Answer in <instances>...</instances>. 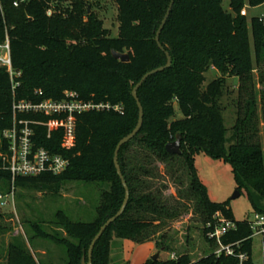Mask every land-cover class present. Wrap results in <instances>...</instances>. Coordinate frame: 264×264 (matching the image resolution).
<instances>
[{
	"label": "trees",
	"instance_id": "trees-1",
	"mask_svg": "<svg viewBox=\"0 0 264 264\" xmlns=\"http://www.w3.org/2000/svg\"><path fill=\"white\" fill-rule=\"evenodd\" d=\"M117 4L119 34L111 37L103 21L88 13L87 0H30L14 6V0H0V41L8 35L13 66L21 71L19 85L12 89L10 75L0 66V133L14 122V102L40 101L43 97L58 99L65 91H75L84 101L110 104L77 114L74 135L69 144L65 130L32 124L35 147H45L70 159L61 174L17 176L14 185L22 188L60 190L63 182L108 183L93 221H71L63 211L57 213L56 232L52 234L33 224L35 236L62 244L67 249V264H81L83 251L98 233L101 225L116 214L125 198V188L114 163L118 142L136 127L139 108L132 90L142 76L167 63V56L156 42V34L171 0H113ZM174 0L171 13L161 32L160 41L172 57V65L150 76L138 89L144 108L140 132L119 151V163L130 188V199L124 213L96 242L93 264H112L110 247L114 238L134 242L153 238L160 230L158 220L169 213L151 192L140 194L133 186L138 180L127 170L125 154L133 142L143 145L166 160L174 156L184 159L191 175L190 189L200 212L204 238L211 244L207 224L220 212L234 221L237 229L223 237L225 244L252 235L246 219L234 217L228 200L210 197L207 184L198 173L196 158L203 153L227 163L236 188L246 193L254 213L264 214V147L259 136L264 121V84L256 82L255 71L264 69V17L248 20L241 11L248 3L257 6L264 0ZM52 8V14L47 10ZM128 53L129 62L115 58L112 51ZM215 69L219 76L206 82V73ZM237 78L238 99L236 122L228 138L224 120L223 97L228 92L227 80ZM133 83V84H132ZM42 90L44 96H37ZM175 103L181 118H175ZM115 106H120L116 109ZM18 119L58 122L64 118L41 113H20ZM182 134L181 154L166 151L168 142ZM140 134H143L140 137ZM0 142V152L6 149ZM12 181L10 171L2 167L0 179ZM138 193V194H137ZM0 205V218L4 215ZM1 229V227H0ZM58 231V232H57ZM65 231L67 236H63ZM252 240L244 243L250 259ZM23 242H10L7 264H43ZM88 255V253H87ZM230 256L217 257L214 252L192 261L189 254L175 260L148 259L145 264H234ZM264 264V259H263Z\"/></svg>",
	"mask_w": 264,
	"mask_h": 264
},
{
	"label": "rangeland",
	"instance_id": "rangeland-1",
	"mask_svg": "<svg viewBox=\"0 0 264 264\" xmlns=\"http://www.w3.org/2000/svg\"><path fill=\"white\" fill-rule=\"evenodd\" d=\"M88 13L94 12L110 31L111 37L119 34L117 4L113 0H87ZM229 0L224 1L227 7ZM248 20L254 16L264 17V3L251 6L246 4ZM256 82L264 79L263 71H255ZM219 76L215 69L206 73V84ZM240 82L233 77L227 80L228 92L223 97L224 120L228 128L227 137L232 135V128L236 122V106L238 86ZM258 88H264L259 83ZM174 119L181 118V113L175 103ZM259 136L264 147V121L261 119ZM127 170L139 178L133 181L138 193L151 192L157 196L169 213L177 216L169 218L164 215L158 222L163 224L153 238L143 242H134L114 236L110 247V261L112 264H145L148 259L160 252L155 260H175L182 254H189L192 261L214 252L217 245L211 244L203 235V220L196 209V199L191 192V175L187 164L180 156L162 160L155 153L147 150L143 145L133 142L125 154ZM198 173L207 184L210 197L216 201L228 200L234 217L238 220H253L255 213L246 193L236 188L230 166L219 160H214L206 154H199L196 158ZM109 189L108 183L82 182L67 180L60 190L48 189L39 191L15 186L9 180L0 179V193L14 191V198L7 206L1 207L4 215L0 218V264H7V250L10 242H23L37 259L43 264H67V249L64 245L52 240L35 236L33 224H40L47 232L55 234L57 213L63 211L71 221H93L97 217V207L101 204L102 193ZM236 190L239 191L233 198ZM137 193V194H138ZM58 232V231H57ZM67 236L65 231H61ZM36 249L48 252L43 255ZM32 250V251H33ZM85 251V262H88ZM176 254V258H173ZM83 258V256H82ZM81 258V262H82ZM252 258L255 264H263L264 241L263 236L254 235L252 240ZM153 260V259H152Z\"/></svg>",
	"mask_w": 264,
	"mask_h": 264
},
{
	"label": "built area",
	"instance_id": "built-area-1",
	"mask_svg": "<svg viewBox=\"0 0 264 264\" xmlns=\"http://www.w3.org/2000/svg\"><path fill=\"white\" fill-rule=\"evenodd\" d=\"M30 0H14V6H19ZM47 14H52V8L47 10ZM242 15H247V7L242 9ZM0 66L5 67L10 75L12 89L19 85L17 80L21 76V71H17L12 62L11 45L8 35L6 39L0 41ZM37 96H44L42 90H35ZM110 104L95 103L92 101H84L79 98L75 91H65L61 98L43 97L40 101H19L14 102V122L10 129L0 133V142L6 141V149L0 152L2 167L10 171L12 183L17 176H38L45 173L61 174L70 166V159L61 153H55L45 147H35L33 141L34 128L32 124H42L48 127L49 136L53 126L64 128L69 144L74 135V117L84 112L99 110L102 108H110ZM120 109V106H115ZM20 113L45 114L49 116H57L64 118L58 122H41L37 120L18 119ZM14 198V191L5 194L0 193V205L7 206ZM213 221L206 225L208 231L207 237L214 241L217 245L214 254L217 257L222 255L230 256L237 259L234 264H247L250 255L244 249V243L247 239L253 238L254 235L263 236L264 241V214L255 213L253 220H248L252 230V235L237 242L225 244L223 237L232 230L237 229V224L224 217L220 212L213 216ZM176 258V254H173Z\"/></svg>",
	"mask_w": 264,
	"mask_h": 264
},
{
	"label": "water",
	"instance_id": "water-1",
	"mask_svg": "<svg viewBox=\"0 0 264 264\" xmlns=\"http://www.w3.org/2000/svg\"><path fill=\"white\" fill-rule=\"evenodd\" d=\"M174 0H171L170 6L161 22V25L157 31L156 34V42L159 46V48L161 50H163L167 56V63L163 66L157 67L155 69L150 70L149 72L145 73L142 78L139 80V82H137L132 90V95L135 98L138 108H139V118H138V123L136 125V127L132 130V132H130L128 135H126L125 137H123L117 144L116 149H115V153H114V163L117 169V172L122 180V184L125 188V198L124 201L121 205V207L119 208V210L116 212L115 215H113L112 217L108 218L100 227L98 233L94 236V238L92 239L89 249H88V262H85V250L83 251V258H82V262L81 264H93L92 263V255H93V250L95 247L96 242L99 240V238L102 236V234L104 233V231L107 229L108 226H110V224H112L117 218H119L125 211L129 199H130V188L129 185L122 173V169H121V165L119 163V151L121 149V147L129 142L130 140H132L141 130L142 125H143V121H144V108L142 103L140 102V99L138 97V89L142 86V84L152 75L164 71L165 69L169 68L172 65V57L170 55V53L165 49V47L162 45L161 41H160V35L161 32L168 20V17L171 13V9L173 6ZM89 8V6H88ZM90 9V8H89ZM112 54L115 58L121 60L122 62H129L130 60V56L128 53H121L118 52L116 50L112 51ZM133 84V83H132ZM143 134H140V137H142ZM181 142H182V134L178 133L176 135L175 140L170 141L166 144L165 149L167 152L171 153V154H181L182 153V149H181ZM237 194H239V191L236 190L235 195L233 196V198H236ZM160 252H157L156 254H154L152 256V259L155 260L157 258V256L159 255Z\"/></svg>",
	"mask_w": 264,
	"mask_h": 264
},
{
	"label": "crops",
	"instance_id": "crops-1",
	"mask_svg": "<svg viewBox=\"0 0 264 264\" xmlns=\"http://www.w3.org/2000/svg\"><path fill=\"white\" fill-rule=\"evenodd\" d=\"M33 250V249H32ZM36 251H38V252H41L43 255H46L48 252H46L45 250H43V249H36ZM33 252H34V250H33ZM35 253V252H34Z\"/></svg>",
	"mask_w": 264,
	"mask_h": 264
}]
</instances>
